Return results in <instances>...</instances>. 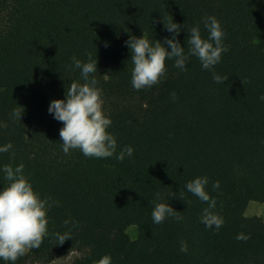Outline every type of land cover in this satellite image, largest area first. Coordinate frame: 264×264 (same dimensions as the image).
Returning <instances> with one entry per match:
<instances>
[{"label": "trees", "instance_id": "obj_1", "mask_svg": "<svg viewBox=\"0 0 264 264\" xmlns=\"http://www.w3.org/2000/svg\"><path fill=\"white\" fill-rule=\"evenodd\" d=\"M206 16L226 34L221 62L209 71L191 56L182 71L170 59L161 83L135 90L125 42L145 34L164 43L174 35L164 21L173 19L187 54L188 29L198 25L208 38ZM89 52L116 155L134 149L123 161L89 158L78 149L65 154L64 125L48 111L51 101L66 100L73 81L84 83L72 57L87 62ZM213 72L229 78L215 83ZM261 95L264 0H0V147L12 144L0 153V191L9 184L3 167L23 164L41 197L60 202L48 211L49 235L15 264H50L74 252L80 257L73 264L105 255L111 264H264V220L245 215L250 203L264 205ZM17 108L21 120L11 115ZM197 177L208 178L205 190L216 200L211 211L224 220L218 230L201 222L210 201L185 187ZM161 202L183 221L153 223ZM130 227L138 230L135 240ZM69 231L71 238L58 244L56 233ZM238 234L249 238L237 240ZM182 240L187 253L180 251Z\"/></svg>", "mask_w": 264, "mask_h": 264}, {"label": "clouds", "instance_id": "obj_2", "mask_svg": "<svg viewBox=\"0 0 264 264\" xmlns=\"http://www.w3.org/2000/svg\"><path fill=\"white\" fill-rule=\"evenodd\" d=\"M203 23L209 33L208 38H202L198 25L188 29L190 35L187 39V54L177 39L181 26L174 23L173 19L164 21L165 30L174 33L171 38H166L164 43L158 40L153 43L145 34L140 38L132 36L126 41L132 53L131 62L134 65L131 71L132 87L139 91L161 83L166 78L167 61L170 59L174 60V66L182 71L188 70L186 65L191 56L197 57L202 67L209 71L220 63L222 54L229 50L228 46L223 43L226 34L214 16H206ZM165 44L168 47H165ZM169 47L171 51L168 50ZM87 57V62H82L75 55L72 57L75 68L81 70L84 83L73 81L67 88L66 100L51 101L48 111L64 125L59 135L63 141L62 147L65 154H69L72 149H78L89 158L107 159L115 155L117 160L123 161L126 156L133 155L134 149L132 146H125L116 155L117 140L108 131L112 121L104 113L103 91L97 86L98 81L94 76L97 72V60L93 59L90 52L87 53ZM228 78L213 72L215 83H224ZM243 82L245 84V81ZM172 95L174 98L175 93ZM260 99L264 100V95H261ZM11 115L21 120L22 111L20 108L14 109ZM10 149H12V144L8 143L0 147V153L8 152ZM3 172L9 184L3 191H0V259L15 264L30 250L38 249L49 235L47 214L53 206H59L60 202L52 201L51 197H41L23 174V164L16 168L5 165ZM207 184V177H197L188 182L185 187L201 201H210L209 207L204 209L201 222L208 228L215 226L218 230L223 226L224 220L211 211L216 207V200L211 199L205 190ZM213 188H219V181L213 184ZM157 197L159 198V193ZM179 198L186 201L183 194ZM186 203L190 202L186 201ZM151 215L155 224H162L169 217L177 222L184 219L180 212L164 202L156 203ZM70 223H72L70 220L64 222L65 226ZM78 226V222L73 224V227ZM56 238L59 241L58 244L62 245L71 238V232L56 233ZM248 238L243 234L236 236L237 240ZM180 251L187 253L186 241L180 242ZM94 264H111V256L105 255Z\"/></svg>", "mask_w": 264, "mask_h": 264}, {"label": "rangeland", "instance_id": "obj_3", "mask_svg": "<svg viewBox=\"0 0 264 264\" xmlns=\"http://www.w3.org/2000/svg\"><path fill=\"white\" fill-rule=\"evenodd\" d=\"M247 217L258 216L264 220V205L258 203H250L248 209L245 214ZM128 235L132 240L137 238L138 230L136 227H130L127 230ZM80 257V254L77 252L71 253L69 256L65 258L57 257L55 260L50 264H73L74 261ZM40 264V263H37Z\"/></svg>", "mask_w": 264, "mask_h": 264}]
</instances>
